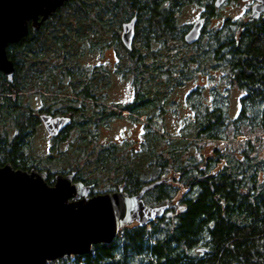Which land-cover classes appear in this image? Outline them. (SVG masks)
<instances>
[{"label":"trees","instance_id":"16d2710c","mask_svg":"<svg viewBox=\"0 0 264 264\" xmlns=\"http://www.w3.org/2000/svg\"><path fill=\"white\" fill-rule=\"evenodd\" d=\"M190 2L203 5L205 17H213L216 11L208 0H68L37 31L29 28L19 42L6 47L15 71L12 83L0 74V127L8 122L16 136L7 140L5 133H0V166L8 162L14 169L46 172V165L48 185L54 183L58 174L54 169L60 162L64 166L61 172L74 170L77 181L83 184L97 185L101 173L121 174L113 183L122 184L117 187L125 190L126 196L163 181L143 199L151 207L168 205L149 228L134 222L119 229L109 244H97L88 254L64 256L47 264H264V158L259 156L256 143L246 140L241 159L228 158L217 171L215 159H186L189 135L224 139L219 130L230 121L224 122L221 108L199 110L192 123L193 133H187L185 125L177 140L157 130L145 133L141 155L131 151L127 141L98 144L91 132L98 124L121 118L122 111L132 120L146 115L151 121L157 110H164V94L171 88L160 85L157 77L164 75L163 83H168L173 77L182 80L202 69L209 79L213 78L209 73L220 71L219 79L243 92L240 109L230 122L234 137L242 135V126L251 134L257 135L256 130L264 133V21L226 19L200 40L207 32L203 28L200 39L188 45L183 37L190 27H178L176 22L181 8ZM134 16L135 36L129 50L121 42V27ZM95 40H101L102 47L114 45L115 53L123 57L125 72L131 73L135 87H142L136 88L133 100L118 111L97 103L107 87L108 70L91 71L74 63L83 47L95 46ZM154 42L159 44L157 58L151 50ZM137 43L142 49L136 48ZM54 59L59 62L49 63ZM169 61L176 71L165 73L163 68H169ZM69 84L74 87L72 96L65 92ZM34 86L43 87L38 95L47 96L53 113L73 115V125L59 140L74 131L73 145L56 158H35L24 152L30 148V134L39 120L22 104L19 93ZM57 143L53 142V148ZM76 158L81 164L73 167L71 162ZM171 169L175 173L164 179ZM173 176L188 187L175 203L177 190L169 184Z\"/></svg>","mask_w":264,"mask_h":264},{"label":"water","instance_id":"95a60500","mask_svg":"<svg viewBox=\"0 0 264 264\" xmlns=\"http://www.w3.org/2000/svg\"><path fill=\"white\" fill-rule=\"evenodd\" d=\"M68 0H0V71L11 83L14 66L6 47L19 42L29 28L37 31ZM228 0H214L220 8ZM250 1L248 17L264 21V0ZM136 16L122 24L120 39L131 49ZM205 19L198 18L183 39L196 43ZM39 120L48 136H58L71 125L67 117L42 115ZM76 172L54 177L48 185L46 172L0 166V264H47L64 256L85 255L97 244H109L122 227L149 225L161 218L168 205L147 206L144 194L163 181L143 186L126 196L119 188L112 193L89 196L93 185L76 181Z\"/></svg>","mask_w":264,"mask_h":264},{"label":"rangeland","instance_id":"374dc122","mask_svg":"<svg viewBox=\"0 0 264 264\" xmlns=\"http://www.w3.org/2000/svg\"><path fill=\"white\" fill-rule=\"evenodd\" d=\"M208 2L212 3L213 1L208 0ZM251 5L252 2L250 1L243 2L241 0H228L220 8H215L216 11L213 17L208 18L204 15V28L207 32L203 34L200 40H205L206 36H208V32L215 27L221 26L226 19L232 21H246L249 18L248 15ZM205 10L206 9L203 5L194 2L184 5L177 15V26H188L189 28L198 20V18L201 17V15H203ZM167 38L171 39L172 37L170 38V36H168ZM94 44L95 46H92L91 48H89L88 45L83 47L82 53L74 58V63L82 69L91 71L95 69L99 70L103 67L108 70L109 75H107V87L104 94L100 96L101 100L97 103L110 109L116 108L115 111H118L117 109H119L120 106L126 105L133 100L136 88L142 87L139 85L138 87H135L136 83L132 79L131 73L129 74L125 72V62L123 61V57L118 56V54L115 53L114 45L102 47L101 40L97 42L95 40ZM169 44L171 47L174 45L172 41ZM135 46L138 50L142 49L140 43L135 44ZM151 47L154 56L157 58L158 55L156 54V51H158L159 44L154 42ZM59 61L54 59L53 62L50 61L49 63L57 64ZM168 64L170 69L167 67L163 68L165 73H169V70L173 72L176 71V66H172L170 61ZM155 66H157V63ZM209 74L213 76V78L211 77L212 79H209L207 74L201 69L200 72L192 74L182 80L175 81L173 77L168 83H163L166 82V77L164 75L158 76L157 79H160V82H162L160 85H171V88L165 91L164 94L166 95V102L164 103L163 111L157 110L152 116L151 121L147 120L146 115L140 116L137 120H132L125 111H122L121 118L110 119L104 124H98L95 128L91 129V132L97 139L98 144L114 143L120 145L124 141H127L128 143H131L129 149L141 155V145L145 133L157 130L164 133L166 137L177 140L179 139L182 130L185 131V125L188 126L187 133H193L192 123L196 120V113L200 114L199 110L204 107H208L209 109L212 107L221 108L223 116L225 117L224 122H231L240 109V98L242 97L243 92L236 86L229 87L228 84H225L223 80L219 79L222 75L220 71ZM66 80L67 79L64 78L65 82ZM140 80L143 84L146 83L145 79L141 78ZM152 81L155 85L158 83L157 80ZM23 91L24 93L22 92V94H20L23 100L22 104L27 106V110L31 115L35 114L41 107H51L50 102L46 100L47 96L38 95V93H29V91H31L30 88ZM13 98L14 96H12V99ZM230 122L227 123L226 126L220 127L219 131L223 134V140H207L202 137L192 138V135H189L186 141L189 144H186V146L190 148L186 159H189L188 156H193L196 160L203 159L204 162L215 159L216 166L214 167V171H217L226 164L228 158H233L235 161L241 159L242 155L240 153L244 151L246 140L250 141V143H256V150L258 151L259 156L264 158V133H258V130H256L255 132H257V135L254 133L251 134L248 127L242 126V135L234 137V129ZM0 133H5L7 140H11L15 135V130H13V127L7 122L6 125H1ZM75 136L76 133L74 131L70 132L64 140L58 141L56 147L53 148L54 144L52 139L46 134L43 127L38 124L30 148L24 152L25 154L33 155L35 158H45L47 156L56 158L60 156L58 153L66 152L69 149V145H73ZM257 138H259L258 141L255 140ZM77 159L78 158L71 162L74 165L73 167H75L77 163L81 164ZM89 160L92 161L91 158H89ZM60 163H58V166L56 165L57 168L55 167L54 171L57 170V173L64 174L65 172H61L60 169V167L64 166ZM201 164L202 163L200 162V165ZM89 166L93 165L89 163ZM46 169L47 166L45 165L43 170L47 172ZM50 172L52 173V171ZM174 173L175 172L171 169L166 173L164 179H167ZM107 174V172L101 173L98 178L99 183L97 185L93 184V191L97 192L96 194L117 191V186L123 187L122 184L117 185L118 183H113V179L118 175L119 178H121V174H110V176H107ZM172 179L173 180L169 182V184L171 188L174 187L177 190L176 197L173 199V202L175 203L187 193L188 187L183 186L178 176H173ZM125 192L126 191L124 190L123 193ZM146 227L149 228L150 225H146Z\"/></svg>","mask_w":264,"mask_h":264},{"label":"flooded vegetation","instance_id":"af4514ba","mask_svg":"<svg viewBox=\"0 0 264 264\" xmlns=\"http://www.w3.org/2000/svg\"><path fill=\"white\" fill-rule=\"evenodd\" d=\"M201 17H203V15H201ZM200 17V18H201ZM203 18H205V17H203ZM64 67V66H63ZM14 71H15V69H14ZM0 74L1 75H3V73L0 71ZM39 74H40V71H39ZM4 76V75H3ZM5 77V76H4ZM6 79V78H5ZM12 83V82H11ZM11 86V85H10ZM43 88V87H33V88H31V91H29V93H39L40 92V90ZM74 87L72 86V84H69V86H68V88L66 89V93L67 94H69V95H73L74 94V89H73ZM19 94H22V92L21 93H19ZM13 95H16V94H13ZM12 95V96H13ZM35 96H37V95H35ZM48 112H52L50 109H48V106L46 107V106H44V107H41L40 109H38L37 110V112L35 113V114H32L33 116H36L37 118H38V120H39V118H40V116H42V115H44V114H46V115H50V116H52V117H57V116H60V117H67V118H69L70 119V121H71V125L70 126H68V127H66L58 136H56V137H50L51 139H52V142H57V141H59V140H61V139H63V137L66 135V133L68 132V130L70 129V127L73 125V115H71V113H63L62 111L61 112H55V113H53L52 112V114H50V113H48ZM39 124L43 127V125H42V123H41V121L39 120ZM38 127V124L36 125V126H33V128H32V133L30 134L31 135V137L32 136H34V133H35V130H36V128ZM44 129V128H43ZM45 131V130H44ZM47 134V133H46ZM16 136V132H15V135H14V137ZM13 137V138H14ZM28 138H29V136H27ZM12 138V139H13ZM56 144V143H55ZM6 163H8V162H6ZM5 163V164H6ZM13 168V167H12ZM14 169V168H13ZM31 171V170H30ZM33 171H35V170H33ZM74 170H71V171H69L68 173H64V174H62V175H66V174H70L71 172H73ZM35 172H37V171H35ZM46 174H47V172H46ZM58 174H60V173H58ZM57 175V174H56ZM54 177H55V175H54ZM77 181V178L75 177V179H74V182H76ZM85 186L86 185H93V184H84ZM118 190V189H117ZM112 192H115V191H111V192H109V193H112ZM91 193H93V190H91V192H90V194H89V196H93V195H91ZM97 195V194H96Z\"/></svg>","mask_w":264,"mask_h":264},{"label":"built area","instance_id":"2783aa9c","mask_svg":"<svg viewBox=\"0 0 264 264\" xmlns=\"http://www.w3.org/2000/svg\"><path fill=\"white\" fill-rule=\"evenodd\" d=\"M71 257H73V256H71Z\"/></svg>","mask_w":264,"mask_h":264}]
</instances>
